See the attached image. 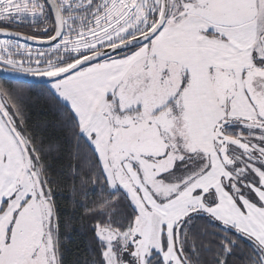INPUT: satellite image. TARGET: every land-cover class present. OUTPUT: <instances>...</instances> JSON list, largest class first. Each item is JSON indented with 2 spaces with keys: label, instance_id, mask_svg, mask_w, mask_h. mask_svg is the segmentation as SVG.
<instances>
[{
  "label": "snow or ice",
  "instance_id": "6c2138e0",
  "mask_svg": "<svg viewBox=\"0 0 264 264\" xmlns=\"http://www.w3.org/2000/svg\"><path fill=\"white\" fill-rule=\"evenodd\" d=\"M3 74L0 264H264V0H0Z\"/></svg>",
  "mask_w": 264,
  "mask_h": 264
},
{
  "label": "trees",
  "instance_id": "16d2710c",
  "mask_svg": "<svg viewBox=\"0 0 264 264\" xmlns=\"http://www.w3.org/2000/svg\"><path fill=\"white\" fill-rule=\"evenodd\" d=\"M26 95L32 122L43 125L56 121L57 117L52 110L51 103L44 96L39 95L38 89H34ZM87 240L88 235L83 231L69 233L65 242V264H76V261L83 256L87 249Z\"/></svg>",
  "mask_w": 264,
  "mask_h": 264
},
{
  "label": "flooded vegetation",
  "instance_id": "af4514ba",
  "mask_svg": "<svg viewBox=\"0 0 264 264\" xmlns=\"http://www.w3.org/2000/svg\"><path fill=\"white\" fill-rule=\"evenodd\" d=\"M18 30L19 31H23V32H30V31H32V28L28 27V26H25V27H22V28H20Z\"/></svg>",
  "mask_w": 264,
  "mask_h": 264
},
{
  "label": "water",
  "instance_id": "95a60500",
  "mask_svg": "<svg viewBox=\"0 0 264 264\" xmlns=\"http://www.w3.org/2000/svg\"><path fill=\"white\" fill-rule=\"evenodd\" d=\"M7 74L0 75V79H3Z\"/></svg>",
  "mask_w": 264,
  "mask_h": 264
}]
</instances>
